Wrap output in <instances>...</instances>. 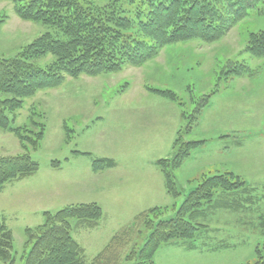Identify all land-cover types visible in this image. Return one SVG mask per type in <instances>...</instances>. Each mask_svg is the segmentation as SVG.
<instances>
[{
  "label": "rangeland",
  "instance_id": "374dc122",
  "mask_svg": "<svg viewBox=\"0 0 264 264\" xmlns=\"http://www.w3.org/2000/svg\"><path fill=\"white\" fill-rule=\"evenodd\" d=\"M260 7L263 11L252 10L217 41L203 43L195 38L173 43L162 47L155 58L142 65H126L117 73L82 74L74 78L66 75L58 87L41 89L26 99L24 107L15 112L14 125L33 128L34 120L45 123V136L39 148L31 150V156L39 163L37 171L47 175L51 188L61 187L59 195L55 190L56 195L45 201L48 211L55 212L90 200H101L106 206L104 175L113 173L94 174L91 170L93 161L101 156L119 161L131 156L143 160L172 158L175 139L186 124L183 112L196 111L204 96L210 94L212 98L221 91L222 102H231L222 103V109L214 104L205 112L208 104L199 114L200 128L196 130L195 126L185 135L186 140L204 143L201 138H206L208 141L205 147L193 150L174 170L182 195L176 203H173L174 198L172 205L152 214L150 219L155 223L174 214L186 194L206 178L232 174L229 177L233 182L243 183L233 190L216 189L212 200H203L193 217L203 214V208L209 209L222 201V206L230 209L222 208V223L219 226L211 224L218 230L208 232V237L211 234L215 238L206 240L209 248L218 245L216 243L222 244L221 255L217 256L220 263L217 264H264V57L246 51L250 33L264 31V4ZM2 16L6 18L0 25V58L18 56L42 34L53 32L42 23L21 19L10 1H0ZM54 60L46 54L34 63L44 68ZM233 66L241 75L233 74ZM226 71L232 73L228 75ZM238 77L254 82L251 86L236 88L234 80ZM150 88L170 90L177 95L178 102L165 99ZM8 97L0 94V100ZM130 104L133 114H124ZM142 119L157 126L158 130L144 129ZM176 126L179 129L171 153L167 155L162 147L155 149V145L164 146L167 135ZM146 131L151 133L143 137L150 140L142 141L141 135ZM20 152L18 138L0 129V155ZM55 161H60L63 171L51 165ZM9 206L13 211L16 205ZM194 218L191 219L196 227L194 237L161 245L154 254V264H157L156 255L178 254L177 248L167 249L170 243H194L202 229L207 228L203 223H194ZM44 220V213L26 214L20 209L8 221L14 238V264H24V256L30 250L31 245H26V227H35ZM121 221L129 227L130 235L122 241L118 239L122 243L109 254L111 256L113 251L118 254L113 261L111 256L109 262L102 259L100 264H136L132 252L142 247L151 231L150 225L146 226L143 221L139 233L132 215L121 214H107L96 230L73 227L72 235L85 247L87 262L94 259L115 233L123 230ZM75 224L74 219L72 225ZM198 239L195 240L198 243L203 241L202 237ZM166 260L169 263V257Z\"/></svg>",
  "mask_w": 264,
  "mask_h": 264
},
{
  "label": "trees",
  "instance_id": "16d2710c",
  "mask_svg": "<svg viewBox=\"0 0 264 264\" xmlns=\"http://www.w3.org/2000/svg\"><path fill=\"white\" fill-rule=\"evenodd\" d=\"M5 1L13 3L21 19L42 23L53 32L42 34L18 56L0 58V94L9 96L0 100V129L15 135L22 149L18 154L0 155V191L6 183L33 175L39 168L31 150L39 148L45 136V123L34 120L33 128L14 125L15 112L24 107L26 99L41 89L58 87L66 75L74 78L82 74L117 73L126 65H142L155 58L162 47L173 43L195 38L203 43L217 41L252 10L263 11L260 6L264 4V0ZM5 18L0 17V25ZM246 51L264 57V31L250 33ZM46 54L54 57L52 64L42 68L34 63ZM233 67V74H239L238 68ZM150 90L178 102L179 98L170 90ZM210 99L208 94L196 111L183 112L186 124L175 139L174 155L156 162L163 173L168 194L175 199L183 191L177 185L174 170L203 143L186 140L185 135L199 124V114ZM58 163L55 161L51 165L57 167ZM112 163L110 159L100 158L93 161V166L98 170ZM231 175L217 174L206 178L186 194L175 213L165 220L161 218L152 223L150 218L168 207H154L139 215L136 224L144 221L151 231L142 247L132 252L136 264H154V254L161 245L193 238L196 227L191 219L203 200L211 201L218 188L228 191L243 183L233 182ZM102 216L103 209L95 202L72 204L55 212L45 211L42 224L26 228V245L31 246L24 256V264H89L83 247L72 236V221L94 225ZM117 237L92 264H100L103 255L115 249L119 242ZM13 240L12 231L0 211V264L15 263Z\"/></svg>",
  "mask_w": 264,
  "mask_h": 264
},
{
  "label": "crops",
  "instance_id": "0c3cea01",
  "mask_svg": "<svg viewBox=\"0 0 264 264\" xmlns=\"http://www.w3.org/2000/svg\"><path fill=\"white\" fill-rule=\"evenodd\" d=\"M234 82V84L236 85L235 87L237 88L240 86H251L252 82L254 81L252 79L238 77L236 80H234ZM233 93L236 94L237 91L233 90ZM221 94V91H219L211 98L209 105L206 107L207 109H205V112L209 111L211 106L214 104H218L219 107L222 109V103L231 102L230 100H224V102H222V97H220ZM138 101L141 102L142 100L139 99ZM130 105L131 106H126L127 109L124 110V114H128L131 112L133 114L134 111L132 110V104ZM159 113L161 114V112ZM203 115L204 112H202V116ZM141 118H144L143 114H141ZM148 123L149 121L143 120L144 129L148 128L152 130V132H154V129L155 132L158 130L157 126H152ZM178 127L179 126L172 128L171 132L167 135L166 140L164 141V146L155 145L154 148L158 149L162 147L166 149V153L167 155H169L171 153V150L173 149V141L176 137L177 130L179 129ZM199 128L200 123L197 125L196 130H198ZM150 133L151 132L146 131L144 135H141V137L147 136V134ZM141 140L149 141L150 138L143 137ZM198 140H200V138ZM201 140L205 141L199 146L200 148H203L206 146L208 140L206 138H201ZM101 158H107L112 160L113 162L110 166L104 168L103 170H96L94 166L91 165V170L94 174L107 173L108 171L113 173H108L107 176L104 175V181L106 183L105 189L107 191L106 206H104V203L101 200H90L89 203H98L103 209V216L94 225H87L84 223L76 222L75 226L72 225V229L73 227H75L77 229L87 231L94 229L96 230L107 214L132 215L133 219L136 220L139 215L145 213L151 208L166 207L170 204L172 205L173 203H176L177 199L174 200V198L168 194L165 186V179L163 173L161 172L156 163L157 160L162 158L148 159L150 158L148 157L146 158L148 160H143L131 156L123 161L113 160V157L109 156H101ZM77 167H80V165L78 164ZM57 169H59L60 171L64 170V167L61 165L60 161L58 163ZM77 170L81 171L80 169ZM46 178V174H40V171H37L33 175L19 180L10 181L5 184L3 189L0 191V211L8 227V221L12 219V217H14L16 210L23 209V213L26 214H41L45 211H48V209L44 205L45 201L51 199L52 196L56 195L54 194L55 190H58L59 195L61 187L52 189L50 184L47 183L49 179ZM219 196V198L221 199L222 194ZM172 200H174L173 203ZM10 204L16 205L13 211H11L10 209ZM217 204L218 203L214 204L213 206H210L211 208L209 209H207L208 207L203 208V214H198V217L194 218V223H203L207 225V228L202 229L200 235L196 236L197 240H200L198 238L202 237L203 241L201 243H198L195 241L196 239H194V243L193 241H190L188 243H170L167 249L177 248L178 254L164 255L161 257L159 255H156L157 264H211L212 262H214L213 264H217V256L221 255L220 252L222 251V244L216 243L218 245L209 248L206 246V240L215 238L214 236L212 237L211 234L210 237H208V232H215L216 230H218L211 224H218L219 226V223H222V208L230 209L229 206H222V201L219 202L218 205ZM128 219L130 218L128 217ZM125 221H127V219ZM122 223L123 232L120 231L121 233H115V235H113L112 238L109 240V243L105 245V247L96 256H94V259L91 262L86 261L87 263H94L95 259L99 255L101 256V254L106 251L107 247L116 240L114 239L115 237L119 236L117 238H121L122 241L125 237H128L130 235L129 227L126 228V224L121 221V224ZM40 224H37V226ZM137 225V231L140 233V225ZM28 227L31 226H27L26 228ZM74 239L83 247L85 252V247L83 246V244L78 239ZM121 241L119 240L118 244L122 243ZM109 254L110 253L107 252V254L103 255V259H107L108 262L109 257L112 256L111 260L113 261L115 255H118L115 254V251L111 253V256H109ZM167 257H169V263L166 260ZM108 262L106 264H108Z\"/></svg>",
  "mask_w": 264,
  "mask_h": 264
}]
</instances>
